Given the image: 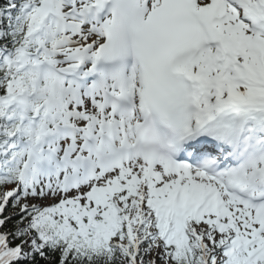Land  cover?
<instances>
[{
	"label": "snow or ice",
	"instance_id": "1",
	"mask_svg": "<svg viewBox=\"0 0 264 264\" xmlns=\"http://www.w3.org/2000/svg\"><path fill=\"white\" fill-rule=\"evenodd\" d=\"M0 264H264V0H0Z\"/></svg>",
	"mask_w": 264,
	"mask_h": 264
}]
</instances>
